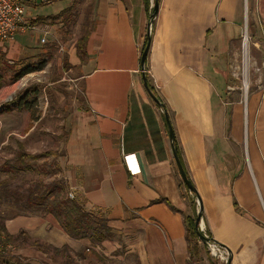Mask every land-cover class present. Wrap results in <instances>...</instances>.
Listing matches in <instances>:
<instances>
[{"label":"crops","instance_id":"crops-1","mask_svg":"<svg viewBox=\"0 0 264 264\" xmlns=\"http://www.w3.org/2000/svg\"><path fill=\"white\" fill-rule=\"evenodd\" d=\"M92 2L84 60L76 46L70 51L73 86L83 98L60 110L67 191L106 215L124 254L138 264H223L201 242L190 251L185 218L198 212L197 197L180 186L165 114L143 84L152 2ZM248 10L251 31L264 41V0H159L145 64L201 197V225L229 250L230 264H264V86L247 102L246 136L245 112L230 98L235 89L228 81ZM5 45L17 56L39 44L23 47L14 38ZM129 153L136 154V173L124 159ZM6 227L75 251L85 241L51 215L11 219ZM30 255L45 254L31 249Z\"/></svg>","mask_w":264,"mask_h":264},{"label":"rangeland","instance_id":"rangeland-1","mask_svg":"<svg viewBox=\"0 0 264 264\" xmlns=\"http://www.w3.org/2000/svg\"><path fill=\"white\" fill-rule=\"evenodd\" d=\"M154 3L155 0L152 7ZM71 4H74L72 12L55 18L56 14ZM26 5L29 16L39 18L37 22L52 30V35L47 43L42 44L38 33H18L15 36L18 45L23 47L34 46L37 43L39 45L33 49L23 50L17 56L8 55L7 45L0 43V48L6 52V58L16 70L27 66L26 71H29L16 82L12 84L6 82L0 88V223H4L5 226L11 219L24 217L36 219L45 218L47 215L53 216L60 223L52 214L29 209L27 194L29 189L34 188L39 182L49 184L63 179L61 157L64 156L63 142L66 139V131L61 127L64 114L60 113V110L77 106L79 99L83 98L81 87L73 86L72 79L77 70L70 62V51L76 46L80 58L84 60V56L81 55L84 47L80 49L84 44L80 45L78 40L92 27L93 18L92 0H55L51 3H42L40 0L34 3L33 0H27ZM249 22L248 10L235 50L236 55L231 58L228 68L229 85L235 89V94L230 95V98L241 102L245 112L246 136L249 124L246 114L247 102L253 92L263 87L258 83V79L264 77V41L254 36ZM247 24L251 36L248 42L250 61L248 68L246 66L244 70L243 42ZM42 61L43 66L40 63ZM236 66H239L237 76L232 74L233 67ZM259 67H263L261 71H258ZM10 75L11 72H7L5 78L9 79ZM16 83L18 85H15ZM22 151L31 154L57 152V155L49 154L37 160L26 159V163L33 168L19 171L21 163L18 155ZM70 192L73 193L66 189L65 194L72 198L69 196ZM73 195L76 199L74 193ZM11 235L13 238L9 242L5 243V237L2 238L3 241L0 240V252L5 253L8 264H138L136 259L124 254L125 247L117 232L114 233L113 239L109 240L113 243H106L104 245L106 247L101 244L102 242L83 238L84 244L76 251L68 246L60 248V244L35 239L36 237L23 229ZM31 249L45 255L42 259L33 260L36 257L30 255ZM210 252L212 253L211 250ZM225 255L226 259L215 255L214 259L227 264L229 256L226 250Z\"/></svg>","mask_w":264,"mask_h":264},{"label":"trees","instance_id":"trees-1","mask_svg":"<svg viewBox=\"0 0 264 264\" xmlns=\"http://www.w3.org/2000/svg\"><path fill=\"white\" fill-rule=\"evenodd\" d=\"M74 4L69 5L64 8L58 14L55 15V18H61L65 14H69L73 11ZM154 7H152L153 11ZM89 30L81 36L78 40L79 44L85 45V42L88 38ZM147 39L144 42L143 49L146 45ZM82 43V44H81ZM82 46L80 49H82ZM84 49V48H83ZM81 55L84 56L85 52L82 50ZM41 66H43V61L40 62ZM28 69L25 66L21 70H16L13 64L9 63V60L6 58V52L0 48V88L7 82L12 84L16 82L22 75H24ZM41 69V68H40ZM146 70V68H145ZM7 72H11L9 79H6ZM148 83H149V75L146 72ZM150 85V84H149ZM152 88V87H151ZM155 92V90L152 88ZM157 95V94H156ZM177 146V143L175 142ZM21 146V145H19ZM178 148V147H177ZM179 153V152H178ZM49 154H53V152H47L42 154H31L26 151H22L18 155V160L21 165L18 167V170H31L33 167L29 163H26V159H40ZM53 155H57L53 154ZM59 155V153H58ZM180 156V155H179ZM182 161V160H181ZM183 163V162H182ZM178 176H180L179 171L177 169ZM181 178V177H180ZM184 185L187 189L186 185L180 179V186ZM67 189V184L63 179L55 180L51 183L39 182L34 188L29 189V194H27V202L29 203V209L35 211L40 210L43 213H49L54 215L60 222L62 228L74 238H89L90 240L96 242H103L105 240H111L114 236V231L112 227L108 223V218L104 216V213L100 210H88L85 208L84 203L79 199L69 198L65 192ZM188 190V189H187ZM189 192V190H188ZM190 193V192H189ZM193 197L196 198L194 193H190ZM193 203L196 205L197 202L193 199ZM196 217L197 212H195L192 216H186L185 223L187 228V239L189 242V248L192 253L197 250L198 244L200 243L199 236L196 232ZM5 237L6 242H9L13 237L8 232L4 223H0V240ZM7 256L5 253L0 252V263L8 264Z\"/></svg>","mask_w":264,"mask_h":264},{"label":"built area","instance_id":"built-area-1","mask_svg":"<svg viewBox=\"0 0 264 264\" xmlns=\"http://www.w3.org/2000/svg\"><path fill=\"white\" fill-rule=\"evenodd\" d=\"M27 0H0V43L5 45L11 40L15 38L18 33H27V32H35L40 35V43L45 44L48 42V38L52 35V31L47 26H42L37 22L39 18L30 17L27 5ZM36 3L38 0H33ZM42 3H51L55 0H40ZM152 3L154 0H151ZM153 5V4H152ZM261 25V21L258 23ZM261 27V26H260ZM244 35V70H246V66L248 68L249 65V55H248V45L250 41V33L248 31V24L246 25ZM64 49V48H62ZM264 67V61H263ZM232 74L235 76L238 75L239 66L233 67ZM258 71L262 70V67L257 68ZM146 72V70H145ZM258 83L264 86V82L260 77L258 79ZM248 85L246 86V95L248 94ZM124 159L129 170L132 173H136L139 171V165L136 160V154L129 153L124 155ZM69 196L74 198L73 193H69ZM200 231L204 233L207 237H209L205 231L204 227L200 223ZM209 249L212 251V254L215 256H219L222 259H226L225 250L219 245L212 243V247Z\"/></svg>","mask_w":264,"mask_h":264},{"label":"water","instance_id":"water-1","mask_svg":"<svg viewBox=\"0 0 264 264\" xmlns=\"http://www.w3.org/2000/svg\"><path fill=\"white\" fill-rule=\"evenodd\" d=\"M154 9L152 11V14L150 16V20H149V24H148V33H147V42L146 45L143 49L142 55H141V67H142V78H143V84L147 90V92L149 93V95L151 96V98L153 99V101L160 106L163 109V112L165 114V120L167 123V127H168V134L171 140V145H172V151H173V156L180 174V177L182 179V181L184 182V184L186 185L187 189L191 192L194 193L197 197V201H198V205H199V210L197 212V217H196V222H195V226H196V232L199 236V239L202 243H204L206 246L208 247H212V243H215L217 245H219L220 247H222L223 249H225L228 253V261L227 264L229 263L230 260V252L229 250L226 248V246H224L223 244H219L218 242H215L211 237H207L204 233H202L200 231V223L202 220V200L201 197L196 189V187L194 186L192 180L190 179V177L188 176V173L186 171V169L184 168V165L181 161V158L179 156L178 153V148L175 145V133H174V128L172 126L168 111L164 105V103L161 101V99L158 97V95H156V93L152 90L151 86L148 83V78L145 72V64H146V59L151 47V42H152V35H151V26L153 23V20L155 19V16L158 13V8H159V0H155L154 3Z\"/></svg>","mask_w":264,"mask_h":264}]
</instances>
